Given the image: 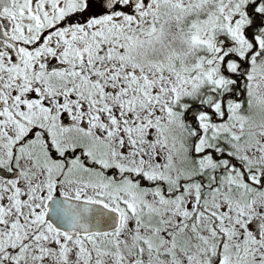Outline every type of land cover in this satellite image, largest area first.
Returning <instances> with one entry per match:
<instances>
[{"label": "snow or ice", "instance_id": "1", "mask_svg": "<svg viewBox=\"0 0 264 264\" xmlns=\"http://www.w3.org/2000/svg\"><path fill=\"white\" fill-rule=\"evenodd\" d=\"M0 264H264V0H0Z\"/></svg>", "mask_w": 264, "mask_h": 264}]
</instances>
